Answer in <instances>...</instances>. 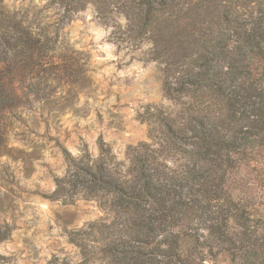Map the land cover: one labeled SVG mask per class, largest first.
<instances>
[{"label": "trees", "instance_id": "1", "mask_svg": "<svg viewBox=\"0 0 264 264\" xmlns=\"http://www.w3.org/2000/svg\"><path fill=\"white\" fill-rule=\"evenodd\" d=\"M89 5L119 44L150 43L172 103L154 107V139L128 145L123 159L103 138L97 153L57 143L67 171L44 196H83L103 211L71 229L70 241L99 264H209L219 255L264 264V0H48L20 18L0 0V155L16 91L47 101L62 70L82 73L64 29ZM11 232L0 224V244Z\"/></svg>", "mask_w": 264, "mask_h": 264}, {"label": "rangeland", "instance_id": "2", "mask_svg": "<svg viewBox=\"0 0 264 264\" xmlns=\"http://www.w3.org/2000/svg\"><path fill=\"white\" fill-rule=\"evenodd\" d=\"M47 2L4 0L19 18L28 4ZM113 28L100 21L93 5L76 13L64 31L82 57V65L73 63L82 73L67 78L62 70L44 89L47 101L34 98L26 87L16 91L21 101L8 113L12 124L0 155V224L12 227L0 244L4 264H47L54 256L99 264L85 261L69 239L71 229L84 228L103 215L98 202L76 195L57 200L44 196L55 189L54 178L67 171L57 143L75 155L88 143L97 153V140L103 138L123 159L128 145L154 139V107L172 103L163 91V64L151 58L150 43L119 44ZM207 259L209 264H229L225 255Z\"/></svg>", "mask_w": 264, "mask_h": 264}]
</instances>
